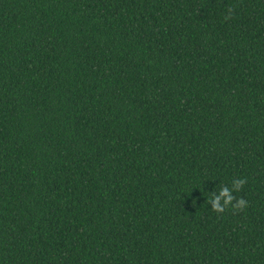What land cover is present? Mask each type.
Instances as JSON below:
<instances>
[{
	"label": "trees",
	"instance_id": "trees-1",
	"mask_svg": "<svg viewBox=\"0 0 264 264\" xmlns=\"http://www.w3.org/2000/svg\"><path fill=\"white\" fill-rule=\"evenodd\" d=\"M0 264H264V0H0Z\"/></svg>",
	"mask_w": 264,
	"mask_h": 264
},
{
	"label": "clouds",
	"instance_id": "clouds-1",
	"mask_svg": "<svg viewBox=\"0 0 264 264\" xmlns=\"http://www.w3.org/2000/svg\"><path fill=\"white\" fill-rule=\"evenodd\" d=\"M245 183L244 179H234L232 181V189H229L228 187L220 188L218 191V195H216L214 198L212 197L210 203L212 204V208L216 211H223L224 207L231 204V202L234 199V196L232 193L234 191H238L240 187ZM222 201V203H221ZM246 202L243 199H239L236 201V205L234 207H243L245 206Z\"/></svg>",
	"mask_w": 264,
	"mask_h": 264
}]
</instances>
